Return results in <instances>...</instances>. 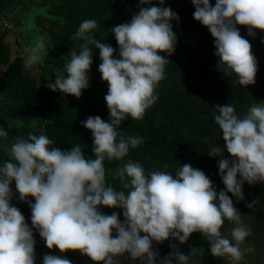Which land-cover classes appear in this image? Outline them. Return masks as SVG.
<instances>
[{
	"label": "clouds",
	"instance_id": "9594fccd",
	"mask_svg": "<svg viewBox=\"0 0 264 264\" xmlns=\"http://www.w3.org/2000/svg\"><path fill=\"white\" fill-rule=\"evenodd\" d=\"M158 3L163 5L164 0ZM140 5L130 22L111 29L119 58H114L111 45L93 37L97 21L85 19L70 37L75 45L67 55L70 59L55 73L54 82L47 84L53 92L78 99L89 87L93 47L99 51L98 72L108 85L104 100L109 120L89 116L83 122L92 134L94 158L84 155L81 144L66 151L53 146L43 129L11 143L8 159L0 166V264H35L33 230L48 250L79 252L92 264H121V258L157 264L159 252L153 249L154 243L171 238L183 244L193 233L206 238L213 257H229L234 264L255 250L241 249L251 229L243 223L232 197L244 199L245 183L264 185V102L251 105L243 116L237 115L232 104L216 105L214 121L224 143L212 146L208 156L218 158V175L224 185L219 192L203 171L190 164L179 165L174 175L159 170L146 174L132 160L106 171V160L119 161L130 148L143 143L142 137L125 138L118 129L129 117L143 119L156 103L155 90L169 63L161 53L172 55L177 42L171 21L178 20V15L170 7L152 5V0H140ZM192 5L194 21L214 40L217 71L235 77L245 88L253 85L257 61L237 26L245 27L252 37L264 32V0H215L214 6L210 0H192ZM24 51L28 70L46 56L44 38L38 37ZM40 121L32 119V126ZM7 137L8 132L0 128V138ZM109 175L119 180L120 190L106 182ZM13 184L19 201L28 203L31 210V227L10 203ZM257 203L253 200L246 206L251 209ZM100 208L122 210L123 222L117 212L107 215ZM225 221L234 225L228 236L221 231ZM42 264L72 261L45 254ZM159 264H189V256L172 246Z\"/></svg>",
	"mask_w": 264,
	"mask_h": 264
},
{
	"label": "trees",
	"instance_id": "16d2710c",
	"mask_svg": "<svg viewBox=\"0 0 264 264\" xmlns=\"http://www.w3.org/2000/svg\"><path fill=\"white\" fill-rule=\"evenodd\" d=\"M21 1L23 0H0V13L9 11ZM45 3L53 17L45 16L38 22L42 27L41 33L47 38L46 44L53 56V63L59 67H63L70 59L67 55L75 46L70 37L85 19L97 21L98 27L93 31V37L111 45L115 49L114 58H119V49L111 29L130 22L141 7L140 0H46ZM210 4L214 6L215 0H210ZM152 5L170 7L178 15V20L171 21L172 30L177 37L175 51L170 56L161 53L169 63L165 66V78L155 90L158 96L156 103L146 110L143 119L133 120L129 117L118 129L125 138L142 137L143 143L135 149L130 148L128 155L119 161L106 160V171L107 168L115 170L132 160L138 162L146 174L159 170L174 175L179 165L190 164L203 171L219 192L224 185L218 175V158L208 156L212 146L223 147L224 143L214 121V111L216 105L229 103L234 105L238 116H243L248 107L264 102V44L261 43L264 32L257 31L252 37L245 27L237 26L241 36L249 40L258 67L255 83L245 88L236 82L235 77L225 76L217 71L218 57L214 55V40L205 27L194 21L192 0H164L163 5L158 0H152ZM92 59L89 87L77 99L59 91H51L46 83L38 81L27 72L24 59L17 57L12 61L8 47L0 44V128L8 132L7 139L0 138V147L3 148H0V166L8 159L7 148H10L14 138L26 137L30 132L40 134V129L53 141V146L62 151L81 144L84 155L94 158L91 152L92 134L83 127V122L89 116H99L108 122L109 113L104 100L108 85L102 82L98 72L101 61L99 51L94 47ZM32 119L41 121L33 127ZM51 120L50 123L46 122ZM225 158H228L227 153ZM106 182L118 190L122 187L119 180L110 175ZM11 188L14 197L10 203L22 212L25 222L31 227L28 203L19 201L14 184ZM242 191L244 199L237 201L232 197L233 204L243 216V223L251 229V235L247 238L259 250L245 257L251 264H264V185L245 183ZM253 200L258 203L250 209L246 205ZM29 202L34 203V200L29 198ZM100 211L107 215L115 211L123 222L120 209L100 208ZM233 226L231 222L225 221L222 233L228 236V230ZM33 237L36 241L35 264H42L45 254L63 256L72 261V264H92L79 252L60 253L58 249L48 250L35 230ZM195 242L203 249L202 253L209 260L208 264H227L229 257L217 258L210 254L209 244L200 233L191 234L182 246V251L186 252L188 246L192 248L191 243ZM245 247L248 246L244 245ZM153 249L159 252L157 264L159 259L172 251L163 243H154ZM121 264L141 262L121 258Z\"/></svg>",
	"mask_w": 264,
	"mask_h": 264
},
{
	"label": "rangeland",
	"instance_id": "374dc122",
	"mask_svg": "<svg viewBox=\"0 0 264 264\" xmlns=\"http://www.w3.org/2000/svg\"><path fill=\"white\" fill-rule=\"evenodd\" d=\"M45 1L46 0H23L16 4V6L12 7L9 11L0 13V42L8 47L10 59L12 61L17 57L25 60L27 56V53L24 51L25 48H30L38 37H43L47 54L42 57L41 63L34 65L29 71L27 70V72L37 78L38 81L48 84L49 82H54L56 78L55 73L62 67L53 63V56L49 52L46 44L47 38L45 34L41 33L42 27L38 22L45 16L53 17ZM0 148L3 150L2 147ZM7 150L9 149L7 148ZM4 151L6 152V150ZM163 244L167 245L171 250L172 246H175L180 252L188 255L189 264H208L209 260L203 256V249L198 246L196 242L191 243L192 248L188 246L186 252L182 251L184 243L180 244L177 240H172L170 238L164 241ZM244 245L254 247V252L259 251L253 241L249 238H247L244 244L241 245L242 250L244 249ZM192 254H194L193 258ZM247 254L249 255L250 253ZM259 256H261V254ZM251 263L252 262L245 256L239 262V264ZM227 264H234V262L231 258H228Z\"/></svg>",
	"mask_w": 264,
	"mask_h": 264
}]
</instances>
